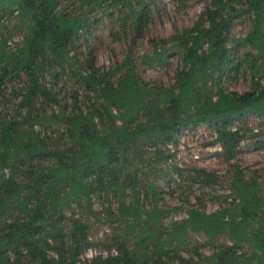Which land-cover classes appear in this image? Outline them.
<instances>
[{
  "label": "trees",
  "instance_id": "1",
  "mask_svg": "<svg viewBox=\"0 0 264 264\" xmlns=\"http://www.w3.org/2000/svg\"><path fill=\"white\" fill-rule=\"evenodd\" d=\"M149 1L0 0V18L13 16L23 33L11 46L0 38V264H264V168L236 160L249 136L264 145V126H250L264 125V0H212L193 27L153 39L142 64L165 66L176 53L172 85L145 79L132 48L118 67L88 59L83 68L71 52L93 15L137 27ZM240 22L251 25L243 37L233 33ZM56 65L73 82L68 98L47 80ZM240 77L250 90L229 88ZM198 127L233 162L232 175L174 165L184 195L168 206L144 176L167 173L160 164L176 155L168 145ZM197 183L219 208L207 211L202 195L190 202ZM94 224L109 228L102 240L91 237ZM100 245L107 255L85 256Z\"/></svg>",
  "mask_w": 264,
  "mask_h": 264
},
{
  "label": "rangeland",
  "instance_id": "2",
  "mask_svg": "<svg viewBox=\"0 0 264 264\" xmlns=\"http://www.w3.org/2000/svg\"><path fill=\"white\" fill-rule=\"evenodd\" d=\"M211 5L212 0H150L147 6V19L137 27H125L116 13L112 16L98 12L93 15L88 28L79 35L77 46L71 53L78 55L79 62L84 64L83 68L89 64L86 63L89 59L95 69L109 70L111 67L122 65L132 48L136 56L139 57L138 63L142 64L143 60L141 58L153 51V39H166L179 31L193 27L199 16ZM14 23L15 18L13 16L3 15L0 18V38L3 36L9 37L8 43L10 46L20 42L23 38V33L13 31ZM6 25L8 26L6 27ZM250 28L249 22H240L233 28V33L237 37H243L249 32ZM166 59L168 64L165 66L158 63L153 65L142 64L141 72L145 79L157 84H174L179 66L178 57L176 53H171ZM56 67L58 73L52 76L46 73L47 80L54 91H59L61 96L68 98L73 82L69 80L67 75L62 73L59 66L56 65ZM229 88L245 92L250 90V81L240 77L230 84ZM69 101L70 99H68ZM250 126L255 128V133H258L264 125H261L259 118H252ZM210 133L206 127H198L196 130L180 129L177 132L180 138L179 145H168V148L176 152L174 159L167 163V167L165 164H160L161 167L168 170H166L167 173L161 172L156 176L153 172H146L148 176H144V179H148V177L151 179L156 178L159 189L164 191L166 205L173 207L178 203H182L181 197L182 194L184 195L183 190L178 187L181 178L175 171L174 165L183 167L185 170L193 167L204 168L218 172L224 179H228L232 175L233 162H228L219 154L221 151L219 144L209 145L206 143L211 138ZM255 139H257L255 136L254 138L249 136L248 139L243 140L236 158L241 166L250 170L264 168V145H256L254 143ZM204 191L206 192L207 189L200 187L198 183L188 188L187 193H189L190 202L196 204L198 202L197 197L202 195L203 199L200 205L205 207L207 211L213 212L219 208L222 200L214 199L208 194L203 195ZM218 192L219 195L230 193L227 188L222 187L218 188ZM94 204L96 209L101 208L97 199ZM184 212V210L180 213L176 212L175 218H180ZM106 233H109V228L106 225L94 224L91 237L96 241L102 240L106 237ZM199 240L204 243L202 251L210 254L212 245L205 244L206 239L204 237L200 236ZM100 247H97L98 252L107 255L109 250L102 245ZM94 248L92 247V249Z\"/></svg>",
  "mask_w": 264,
  "mask_h": 264
},
{
  "label": "built area",
  "instance_id": "3",
  "mask_svg": "<svg viewBox=\"0 0 264 264\" xmlns=\"http://www.w3.org/2000/svg\"><path fill=\"white\" fill-rule=\"evenodd\" d=\"M100 252H98V250L97 249H92V248H90L87 252H86V256L88 257V258H93L94 256H96V255H98Z\"/></svg>",
  "mask_w": 264,
  "mask_h": 264
}]
</instances>
